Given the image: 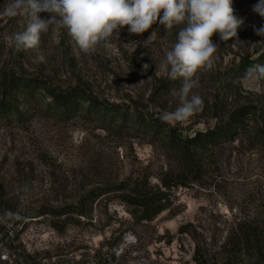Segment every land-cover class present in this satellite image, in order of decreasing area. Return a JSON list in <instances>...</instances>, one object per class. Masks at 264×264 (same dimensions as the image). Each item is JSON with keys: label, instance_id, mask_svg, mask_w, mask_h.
<instances>
[{"label": "rangeland", "instance_id": "obj_1", "mask_svg": "<svg viewBox=\"0 0 264 264\" xmlns=\"http://www.w3.org/2000/svg\"><path fill=\"white\" fill-rule=\"evenodd\" d=\"M9 3L0 0V11ZM256 3L233 9L244 21L236 37L223 41L213 34V67L194 73L189 93L203 99L202 110L174 126L181 136L193 135L225 124L232 111L248 106V132L211 149L202 172L184 177L183 185L162 186L164 174L180 172L176 156L131 118L89 113L87 102L55 110L42 89L15 88L17 109L0 116V237L8 234L22 257L42 264H197L196 249L208 264H260L254 242L237 230L238 222L264 220V142L253 139L264 121V80L237 73L243 61L264 52V37L255 31L264 26L252 11ZM51 15L39 13L43 19ZM25 24L24 16L0 17V98L6 79L15 76L81 88L126 115L138 110L159 119L180 105L183 78L169 85L161 61L183 25L166 31L157 22L141 34H130L125 25L114 30L107 46L101 41L85 53L66 29L51 24L36 48L16 52L9 40ZM123 181L150 193L160 190L165 209L146 219L142 207L122 200L128 191L100 190L85 216L23 217ZM185 224L189 233L180 231ZM9 253L3 249L1 257Z\"/></svg>", "mask_w": 264, "mask_h": 264}, {"label": "clouds", "instance_id": "obj_2", "mask_svg": "<svg viewBox=\"0 0 264 264\" xmlns=\"http://www.w3.org/2000/svg\"><path fill=\"white\" fill-rule=\"evenodd\" d=\"M232 0H11L0 11V17L24 16L26 24L14 33L9 46L16 52L36 48L40 36L51 24L67 30L79 50L89 53L101 41H107L114 33L127 25L130 34H141L157 22L167 30L183 25L176 33L171 50L166 52L161 67L168 79L183 78L179 91L180 105L172 112H164L159 119L173 127L178 122L189 123L190 118L202 110L203 99L191 95L196 85L192 79L201 68L213 67V53L217 45L211 37L214 33L223 41L237 36L243 18L234 15ZM252 11L264 18V0H257ZM52 14L43 19L39 13ZM264 37V26L255 30ZM43 61V55L38 56ZM247 75L264 80V65H254ZM5 213V216H11Z\"/></svg>", "mask_w": 264, "mask_h": 264}, {"label": "trees", "instance_id": "obj_3", "mask_svg": "<svg viewBox=\"0 0 264 264\" xmlns=\"http://www.w3.org/2000/svg\"><path fill=\"white\" fill-rule=\"evenodd\" d=\"M257 0H232L231 7L237 9L240 6L248 2ZM264 64V52L256 60L243 61L238 66L237 73H246L248 69L257 64ZM169 85H175L177 80H170ZM17 87H23L27 89H42L51 99V106L55 110H69L71 108H78L81 102H87V111L91 112H107L113 111L116 114H121L123 119H132L136 128L142 130L144 133H152L157 137H160L163 145L166 149L172 151L176 160L180 166L179 174H164L161 178V183L164 188H169L173 185L185 184L184 177H195L198 173L202 172L205 158L207 153L216 146L231 139L230 136L240 132H248L246 130L245 120L248 116H251L253 110L248 106H242L232 111L225 124L208 128L204 131H196L193 135L181 136L177 134L176 129L169 124L162 122L160 119L153 116L147 117L141 111H135L134 114L121 113V110L117 106L105 105L103 101L92 96V94L86 93L85 90L77 87L69 89H60L38 78L27 77H15L10 76L4 82L5 92L2 98H0V116L16 110V104L14 103V97L12 91ZM253 139L264 142V121L261 126L253 133ZM111 189V190H110ZM103 190L107 191H128L127 194H122V200L135 207L143 208V218H150L165 209V205L161 203L163 199V192L158 190L155 193H150L144 188H139L138 185L129 187L127 181H123L118 185H114L112 188H93L87 192H84L76 202L67 203L61 206H49L33 214H27L23 217H36L44 214H50L52 216H62L67 214H77L85 216L90 209V206L98 192ZM153 194V195H150ZM162 194V195H161ZM190 224H185L181 227L182 232L189 233ZM238 234H245L248 239H245L247 243L253 241V247L257 248V252L253 255L256 257L260 264H264V220H244L238 222ZM14 238H11L8 234H4L0 237V264H42L33 261L30 256L22 257L18 252V248L13 245ZM6 249L10 251L7 258L1 257L2 250ZM11 255H15L11 258ZM194 259L197 264H208V259L203 258L199 253V249H196ZM221 264H234L233 261L226 259Z\"/></svg>", "mask_w": 264, "mask_h": 264}]
</instances>
